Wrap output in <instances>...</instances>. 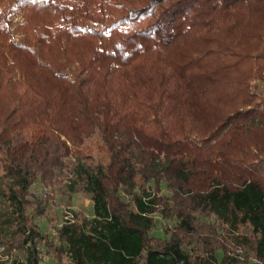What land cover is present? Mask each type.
Returning <instances> with one entry per match:
<instances>
[{
	"label": "trees",
	"instance_id": "trees-1",
	"mask_svg": "<svg viewBox=\"0 0 264 264\" xmlns=\"http://www.w3.org/2000/svg\"><path fill=\"white\" fill-rule=\"evenodd\" d=\"M57 186L92 210L51 238ZM0 248L264 264V0H0Z\"/></svg>",
	"mask_w": 264,
	"mask_h": 264
},
{
	"label": "rangeland",
	"instance_id": "rangeland-1",
	"mask_svg": "<svg viewBox=\"0 0 264 264\" xmlns=\"http://www.w3.org/2000/svg\"><path fill=\"white\" fill-rule=\"evenodd\" d=\"M15 24H20L23 22V18L18 16L14 19ZM16 25H13V40L18 41L21 39V34L15 31ZM73 162V161H71ZM171 175L170 173H165L164 179L169 181ZM61 187V186H60ZM60 187H54L46 189L45 192L49 195L50 202L46 207V212L38 224V229L44 235L48 234L51 238H53V233L56 226L63 220L66 214H70L73 217V221L77 218L82 219L85 217L91 216V202L87 196L78 192L72 195L66 194L63 195L60 191ZM156 221L161 224V220L158 216H156ZM56 243V241H53ZM240 253V251L238 250ZM52 264H69L67 258L62 257V261L60 263H52Z\"/></svg>",
	"mask_w": 264,
	"mask_h": 264
},
{
	"label": "built area",
	"instance_id": "built-area-1",
	"mask_svg": "<svg viewBox=\"0 0 264 264\" xmlns=\"http://www.w3.org/2000/svg\"><path fill=\"white\" fill-rule=\"evenodd\" d=\"M73 222V217L70 214H66V216L63 218V220L56 226L55 229H59L64 225H67L69 223ZM55 231V230H54ZM54 235V233H53ZM2 251V249L0 248V252Z\"/></svg>",
	"mask_w": 264,
	"mask_h": 264
}]
</instances>
